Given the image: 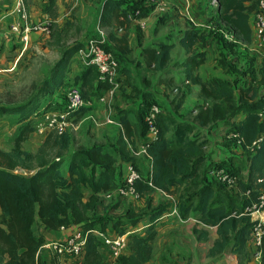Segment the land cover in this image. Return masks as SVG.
I'll return each instance as SVG.
<instances>
[{"label": "trees", "instance_id": "16d2710c", "mask_svg": "<svg viewBox=\"0 0 264 264\" xmlns=\"http://www.w3.org/2000/svg\"><path fill=\"white\" fill-rule=\"evenodd\" d=\"M104 4L115 10L113 19L123 27L128 25L130 13L133 18H142L153 7L147 0H106ZM251 4L252 0H217L209 31L191 25L178 39L177 42L187 51L181 60H171V50L176 42L170 36L143 49L144 63L153 71L164 72L169 66L180 67L185 72L180 79L182 83L189 81L199 85L202 101L194 106V111H189L191 117L178 114L184 93L172 113L163 110L153 93L146 90L134 111L135 121L128 117L131 110L117 111L122 132L115 146L93 144L71 150L67 131L60 134L49 131L41 135L43 140L36 152L23 150L22 142L35 132V118L49 111L66 109V94L62 102L53 99L45 103L42 102L43 95L63 84L68 85V89L79 85L97 98L110 88L111 84L100 79L95 67L81 59L82 72L74 73L72 81L59 72L54 83L51 73L36 93L23 102L10 107L0 106V113H15L20 121H25L14 137L11 149L0 150V214L5 217V223L0 222V264H45L39 258V250L45 241L34 231L37 220L50 229L76 226L89 231L82 264H108V261L104 262L106 246L103 239L93 230L103 233L111 221L112 229L123 234L143 216L125 215L127 221L123 223L118 219L95 217L94 209L99 198L103 199L101 193L110 192L114 196L117 194L115 190L124 185L127 177L122 178L124 163L127 164V175L129 165L136 169L135 158L126 148L127 140L131 141L135 136L145 138L142 143L147 144L144 154L150 159V171L146 176L138 172L140 177L133 182L135 190L140 195L154 189L171 194L175 196V213L181 219L193 215L198 223L216 227L218 236L208 250L209 255L230 251L240 256L244 252L257 221L251 215L253 206L264 193V59L257 62L255 55L248 51L252 41L249 20L258 6L257 3L252 9ZM41 11L50 20L56 17V0H47ZM224 30L237 39H225ZM210 35L219 45L214 68L231 79L215 74L203 77L198 73L206 59L205 47ZM240 43L243 45L241 49ZM79 45L80 41H76L65 47V66ZM103 46L111 51V47ZM114 55L120 64L118 53ZM234 56L240 57L239 60ZM238 61L243 65H238ZM122 67L119 66L117 76L120 93L130 80L129 76L124 79L119 76L120 70L129 73ZM120 79L124 82L122 85ZM81 93L93 103L91 96ZM42 103L44 105L40 108ZM153 104L159 107V111L154 118L156 135L150 139L145 117ZM88 107L81 109L85 111ZM215 124L227 127L220 145L229 154L210 160L206 152L210 140L206 134ZM33 161L37 162V168L29 173L14 170L17 166L30 168ZM210 170L215 173L209 175ZM219 170L233 178L235 183L219 179L215 175ZM165 212L166 205L150 204L145 232L129 231L127 247L130 252L120 254L117 264H149L152 241L157 233L155 225ZM194 231H198L201 238L207 235L205 229ZM257 249L260 264H264V235Z\"/></svg>", "mask_w": 264, "mask_h": 264}, {"label": "crops", "instance_id": "0c3cea01", "mask_svg": "<svg viewBox=\"0 0 264 264\" xmlns=\"http://www.w3.org/2000/svg\"><path fill=\"white\" fill-rule=\"evenodd\" d=\"M11 0H0V17H2L1 23H0V49L3 44H6V42L9 39H5L4 35L11 34L15 37V39L21 41V42H28L33 34L38 32H31L27 38V40H22V38L19 35L14 34L10 30V25L15 19L14 15L12 14V9L15 5L16 0H12V5H10ZM47 0H23V3L30 14V19L32 22L35 21H41L43 19H50V17L46 14H43L41 11V8L43 4L46 3ZM74 0H56V7H57V15L53 19L51 18L52 24L54 21H57L59 18H63L64 16V3L68 4L71 3ZM96 4V11L98 8V1L99 0H93ZM105 1L102 0L101 4L102 7L99 9V12L97 13V23L106 31V39H105V46H110L116 53H118L120 56L123 57V60L125 59V56H129L135 45L136 48H139L140 51V57L141 60V66L142 68L147 67L144 63L143 57H142V51L146 46L149 45H155L157 44L163 37L167 36V34L172 33L173 37L170 36V39L174 42H176L175 46L171 50V60L173 59V54L175 51H179L180 49H184L177 41L178 39L184 34V32L191 26L196 25L197 27L202 26L203 28H210V25L208 24V20L210 19L207 17L210 14V6L207 3L206 0H164L166 3V9L164 12H156L154 10H150L147 15L143 16L140 21L143 23V25L140 24V22L136 20H130L128 25L123 27L118 25L114 19L113 15L115 10L109 8V6H105ZM207 17V21H205ZM250 27L252 30V41L249 45H252L253 51H256L260 59H262V51L263 47L259 46L256 43V37L255 33L253 31V25H252V15L250 16ZM95 35V34H92ZM91 36V35H89ZM88 36V37H89ZM88 37L84 38L80 41V45L78 48L88 39ZM134 42V43H133ZM216 42V41H214ZM129 48V49H126ZM206 59L205 62L200 65L198 69V73L203 76L207 77L211 75L208 71V69L213 72L216 70L214 68L215 66V58H216V48L214 44H209V42H206ZM112 51V50H111ZM114 51H112L114 54H116ZM187 55V51L184 49L183 57ZM182 58L174 59V60H181ZM72 60H77L81 62L77 52L74 54ZM172 60V61H174ZM209 65L208 69L205 72H202L201 69L203 66ZM119 66L122 67V63L119 64ZM207 67V66H206ZM151 71H153L150 67H147ZM180 68V67H179ZM82 67L80 66V69L76 73L82 72ZM169 69H173V66H169ZM183 69V68H180ZM184 71V69L182 70ZM162 74L158 77L157 84L152 88H143L142 90L138 88H133V85H135L132 80H129V83L124 86L123 93H119V95L116 96L115 102H114V114L111 116V112L108 115L111 116V120H113V123L107 126V130L105 132H108V140L110 141L109 144L115 146L118 142V138L120 136V133L122 132V127L120 123L118 122V110L119 109H128L131 110V113H129L128 117L135 121V115L134 111L139 107L142 97L143 91H151L153 93V96L155 100L159 103H162V109L163 110H169L173 113V109L176 105V102L178 99L172 101V102H163L161 101L160 94H163L164 91H167V87L169 84L171 85V77L168 76L170 73L169 70H165L164 72H158ZM121 74V78L124 79L127 76H132L133 72L129 71V73ZM215 74V73H214ZM184 74H180L177 77L178 83L180 85L190 83L189 81H185L182 83L180 80L181 77H183ZM218 75V74H215ZM140 84L143 86H147V82L141 79ZM139 85V84H138ZM193 91V88L195 91H197L196 96L191 94L192 92L186 91L185 96L182 100V103L180 105V108L178 110V114L185 115V117H191L189 115V111H192L194 106L197 105L202 101V97L200 96L199 92V85L197 84H191ZM140 91V92H139ZM125 93H130L128 96L125 95ZM95 97V96H94ZM95 104L101 103L103 105H106L107 108H110L108 102H103L95 97ZM55 101L62 102V98L56 97ZM94 103V102H93ZM89 106L86 110H93L94 106ZM173 104V105H172ZM103 105H97L96 108L98 109V113H100V110L103 109ZM78 110L76 113L79 114L82 111ZM85 110V111H86ZM108 110V109H107ZM194 111V110H193ZM76 114V115H77ZM178 114L175 113L176 116ZM193 114V113H192ZM216 129V132H214ZM227 129L226 126L223 124H215L210 130L207 132V137L210 140V144H213L216 148L213 149V154L208 156L210 160H218L220 158H223L229 154L228 150L220 145V140L222 134ZM147 137H149L147 135ZM145 138H138L134 137L133 140H127V150L129 151V155L135 158L134 165L138 172L146 176V174L150 171V159L146 157V155L141 152L140 147L143 145V141ZM211 146V145H209ZM208 146V147H209ZM137 153H142L141 156L136 155ZM124 171L122 178L124 179L127 176V164L124 163ZM155 191H161L162 194L165 196H171L172 200L170 203H166L164 200H161L160 198H155L154 200L156 203L152 204H158L161 203L163 205H166V212L159 217L157 223H156V236L152 241V256L149 260V264H260V252L258 251L257 247L253 243L251 239H249L246 242L245 250L244 252L239 256L236 253L225 251L220 255L211 256L208 254V250L210 246L212 245L213 241L217 238V231L216 227H210V226H204L196 221V219L193 217V215L189 216L187 219H181L176 213H174V203H175V196L168 194L160 189H154ZM149 191L143 192V196H146V193ZM100 196H103L105 198V193H101ZM121 196V195H119ZM122 197V196H121ZM132 199L131 196H129ZM143 206L142 204H139L138 207ZM260 216V219L264 222V211L252 215L253 219H256L257 216ZM1 217V224L5 223V217L0 214ZM148 218L145 217V219H141L138 223H136L134 226H130L129 231H136L143 233L146 230L147 227ZM76 229V226L74 227H67V228H58V229H50L45 225H42L39 223V220L36 221V224L34 225V231L36 234L42 235L44 238V241H53V240H64L67 238V236ZM194 229H205L207 230L206 237L200 236L199 232L194 231ZM104 234L111 235L116 233L112 227H111V221L106 227ZM96 234V233H94ZM105 259L104 262L107 263L108 261V251L105 248L103 250ZM130 250L127 247L124 251V253H129ZM39 258L42 262L45 264H82L83 263V256L79 257H71V256H58L54 252H52L49 249H46L44 247H41L39 250Z\"/></svg>", "mask_w": 264, "mask_h": 264}, {"label": "rangeland", "instance_id": "374dc122", "mask_svg": "<svg viewBox=\"0 0 264 264\" xmlns=\"http://www.w3.org/2000/svg\"><path fill=\"white\" fill-rule=\"evenodd\" d=\"M102 0L98 1V8L96 11V4L93 0H74L71 3H64V16L63 18H59L57 21L53 22L51 26V31L49 34H33L28 42H21L11 34L4 35L5 39H9L6 44H3L0 49V106H14L17 105L27 98H29L32 94L36 93L39 86L43 83L45 79L51 76V73L55 79L59 76V72H62V76H65L66 79L72 81L73 74L76 73L81 66V63L77 60H71L68 63V67L65 66L64 59V49L68 45L73 42L81 41L89 35L96 34L102 35L104 39H106V31L97 23V13L99 9L102 7ZM210 6V14L207 16L210 19L207 21V17L205 21H212L215 16V8L217 4V0H206ZM12 0L10 1V5H12ZM250 3V1H249ZM258 0H252L251 6L254 9L257 6ZM27 10V8H26ZM28 14L29 11L27 10ZM30 17V14H29ZM196 26V25H195ZM198 28H203L202 26H198ZM228 28V27H226ZM206 29V28H204ZM207 30V29H206ZM209 31V28H208ZM223 33L224 38L231 41L237 39V36L233 35L231 32H227L224 30ZM167 36L173 37L172 33L167 34ZM216 41V42H214ZM207 42L209 44H214L216 48V56L218 55V42L214 39L213 35H210L207 38ZM134 43V42H133ZM134 49L129 56H125L123 60L119 54L118 58L120 59V63L122 66L127 68V70L132 71L133 75L129 78L135 84L133 88H138L142 90L143 88H152L157 84L158 77L162 74L151 71L147 67L142 68L139 48H136L133 44ZM242 44L240 43L239 47L242 48ZM107 47H110L107 45ZM248 51L250 54H254L257 62H260V56L256 51H253L252 45L248 46ZM112 51H114L111 48ZM115 52V51H114ZM184 49H180L179 51H175L173 54V59L182 58ZM235 58H239L234 56ZM123 60V61H121ZM238 65H243L242 61H238ZM207 66V67H206ZM209 65L203 66L201 69L202 72H205L208 69ZM65 67V68H64ZM62 68V69H61ZM69 68V71H68ZM123 68V67H122ZM168 76L171 77V85L167 87V91H164L163 94H160L161 101L163 102H172L178 99L181 94H185L186 91L192 92L194 96H196L197 91L191 90L192 83H185L180 85L177 81V77L180 74H184L179 67H173V69H168ZM209 73L223 75L229 79L231 76L226 74H222L221 70L216 68L213 72L211 69ZM120 73L123 72L120 70ZM121 76V74H119ZM144 80L147 82V86H143L140 84V81ZM121 85L124 83L123 80L120 79ZM139 84V85H138ZM68 85H59L56 86L49 93L43 95L42 102L45 103L47 100H55L56 97L65 98V94H67ZM82 92H85L88 97H92L93 105L95 104L94 94L87 93L85 89L78 85ZM140 92V91H139ZM120 90H116L112 96L108 94L105 95L104 102H108L110 108H107L106 105L101 103H96L95 105H103V109L98 113V109L94 106L92 110L83 111L76 116H72L73 126H70L66 131L70 136V149H76L80 147H89L93 144H109L108 140V132L107 126L110 124H115L112 122H108L107 119H112L111 116L114 114V102L116 96L119 95ZM130 94V93H129ZM125 93L126 96L129 95ZM185 96V95H184ZM50 97V98H49ZM96 99H98L96 97ZM40 104V108L43 107L44 104ZM159 106H162V103L156 102ZM173 105V104H172ZM108 109V110H107ZM111 112V116L107 113ZM94 118V121L92 120ZM38 118H35L37 121ZM34 121V122H35ZM25 123V121H20L19 116L15 113H0V150H10L13 145L14 137L19 132L20 127ZM216 132V129L215 131ZM207 136V134H206ZM43 140V136L36 134L35 132L28 135L25 141L22 142L21 147L23 150H27L30 152H36L41 145ZM206 148V152L208 156L213 154V149L216 147L213 144ZM141 150V147L140 149ZM142 153H137L136 155L141 156ZM134 167V166H133ZM37 168V162L33 161L31 163L30 168L26 167H15V171L19 172H30ZM64 169V166H61ZM155 198H160L164 200L167 204L172 200L171 196H165L161 193V191H149L146 193V196L140 195L137 199H132L129 196H119L114 194V196L110 198H99V202L94 209V216L100 218H106L109 220H120L125 223L127 219H125V215H130L133 213L136 216H143L142 219H145L147 212L149 211L150 204L156 205L152 203H156ZM139 204L143 206L138 207ZM120 218V219H119ZM0 217V221H1Z\"/></svg>", "mask_w": 264, "mask_h": 264}, {"label": "built area", "instance_id": "2783aa9c", "mask_svg": "<svg viewBox=\"0 0 264 264\" xmlns=\"http://www.w3.org/2000/svg\"><path fill=\"white\" fill-rule=\"evenodd\" d=\"M153 5L152 10L156 12H164L166 9V3L164 0H147ZM13 19L10 30L16 35H19L22 40H27L31 32H38L41 34H49L51 31L52 21L50 19H43L41 21L32 22L23 0H16L15 5L12 9ZM130 20L140 21L141 18H133L130 13L128 15ZM2 17H0L1 23ZM253 31L256 37V43L263 47L262 58L264 59V0H258V6L252 15ZM105 39L100 34L95 37H90L78 48L77 54L79 58L87 65L95 67L99 73L101 80L108 81L111 86L105 92L112 96L116 92L119 83L117 81L119 63L110 50L104 48ZM67 104L66 109L62 111H49L40 117L35 123V133L38 135H44L49 131H54L58 134L65 132L70 126H73L72 116L73 114L83 107L91 106L93 103L90 100H86L77 86H71L66 94ZM100 101H106L104 94L98 97ZM159 107L153 104L147 113L145 120L149 127V137L153 139L156 135V128L154 126V118ZM94 121V118H92ZM108 122H112L111 119H107ZM147 144L141 146V152H146ZM213 170L209 171V175H213ZM219 179L225 180L229 184H234L233 178L227 177V174L223 170H219L216 174ZM140 177L138 171L132 166H128V175L126 177L123 186L118 187L115 192L121 196H131L133 198H139L140 194L133 187V182ZM112 194L110 192L105 194V198H110ZM254 210L251 215H256L264 211V193L260 195L259 202L254 204ZM176 212L175 210L173 211ZM256 223L253 226L251 240L255 246H259L261 237L264 235V222L258 215ZM64 228V227H61ZM98 236L103 239L104 245L108 250V264H117V259L120 254L124 253L127 248V234H111L107 235L98 230H93ZM89 231H83L80 228L74 229L66 239L64 240H53L45 242L42 247L51 250L58 256H72L79 257L83 255Z\"/></svg>", "mask_w": 264, "mask_h": 264}]
</instances>
